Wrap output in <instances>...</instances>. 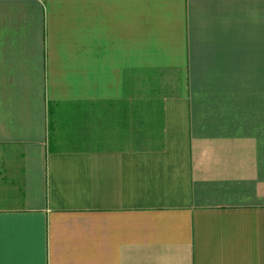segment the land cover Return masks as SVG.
Here are the masks:
<instances>
[{
	"label": "crops",
	"instance_id": "0c3cea01",
	"mask_svg": "<svg viewBox=\"0 0 264 264\" xmlns=\"http://www.w3.org/2000/svg\"><path fill=\"white\" fill-rule=\"evenodd\" d=\"M0 264H264V0H0Z\"/></svg>",
	"mask_w": 264,
	"mask_h": 264
},
{
	"label": "rangeland",
	"instance_id": "374dc122",
	"mask_svg": "<svg viewBox=\"0 0 264 264\" xmlns=\"http://www.w3.org/2000/svg\"><path fill=\"white\" fill-rule=\"evenodd\" d=\"M84 126V122L80 120L78 115L70 116L62 125L60 124L58 129L52 134L56 140L60 139V147L62 148H81L86 143L84 140Z\"/></svg>",
	"mask_w": 264,
	"mask_h": 264
}]
</instances>
